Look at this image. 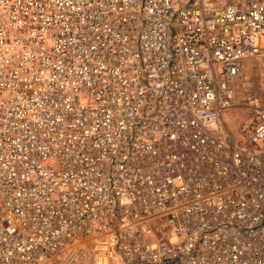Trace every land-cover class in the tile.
<instances>
[{"label": "built area", "instance_id": "1", "mask_svg": "<svg viewBox=\"0 0 264 264\" xmlns=\"http://www.w3.org/2000/svg\"><path fill=\"white\" fill-rule=\"evenodd\" d=\"M73 261L264 264V0H0V264Z\"/></svg>", "mask_w": 264, "mask_h": 264}, {"label": "rangeland", "instance_id": "2", "mask_svg": "<svg viewBox=\"0 0 264 264\" xmlns=\"http://www.w3.org/2000/svg\"><path fill=\"white\" fill-rule=\"evenodd\" d=\"M243 72L238 83V92L236 106H233L227 112H224L225 125L219 128L218 136L224 142H229V135H232L236 141H240L245 133V125L248 123L251 111L244 106L245 89L258 90V80L262 68L257 63H251L249 60L243 61ZM252 65L251 67H249ZM227 128H226V127ZM70 264H88L86 261L71 262Z\"/></svg>", "mask_w": 264, "mask_h": 264}, {"label": "crops", "instance_id": "3", "mask_svg": "<svg viewBox=\"0 0 264 264\" xmlns=\"http://www.w3.org/2000/svg\"><path fill=\"white\" fill-rule=\"evenodd\" d=\"M252 65H250L249 67H251ZM231 109V108H230ZM229 110V109H228ZM228 110H226L225 112H227ZM224 117V116H223Z\"/></svg>", "mask_w": 264, "mask_h": 264}]
</instances>
